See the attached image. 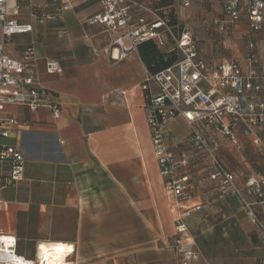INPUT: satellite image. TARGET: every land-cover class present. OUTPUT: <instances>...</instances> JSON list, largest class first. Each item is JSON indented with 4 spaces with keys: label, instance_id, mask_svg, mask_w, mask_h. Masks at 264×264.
Instances as JSON below:
<instances>
[{
    "label": "crops",
    "instance_id": "1",
    "mask_svg": "<svg viewBox=\"0 0 264 264\" xmlns=\"http://www.w3.org/2000/svg\"><path fill=\"white\" fill-rule=\"evenodd\" d=\"M225 1L176 5L177 19L182 26L193 25L196 47L206 62L233 59L244 72L250 63L245 36L250 35L257 49L253 70L264 75V23L260 32L250 34L241 11L235 33L220 36L212 21L223 17ZM8 5L19 8L9 17L31 23L33 29L15 35L5 53L19 59L23 49L33 46L39 84L62 113L55 120L44 107L35 112L19 105L4 108V116L28 124L0 138V147H20L25 155L22 180L0 194V234L15 236L21 257L25 249L36 252L40 243H67L79 264H181L171 246L175 198L165 190L151 151L143 89L149 74L137 51L116 63L104 53L114 35L104 25L87 22L101 11L99 0H69L70 9L59 15L54 0H8ZM44 12L55 19L41 25L38 18ZM131 13L146 16L137 6ZM47 61L59 70L48 73ZM262 90L264 102V86ZM114 92H122L120 100ZM180 127L184 133L179 134ZM261 130L264 140V125ZM237 134L236 145H222L220 161L264 219V152L257 151L252 136ZM187 135L181 118L171 120L164 131L169 146ZM6 173L4 166L0 179ZM189 173L191 203L202 204L187 221L188 236L200 253L191 264L261 263L264 248L239 198L210 182L204 165L192 164Z\"/></svg>",
    "mask_w": 264,
    "mask_h": 264
},
{
    "label": "built area",
    "instance_id": "2",
    "mask_svg": "<svg viewBox=\"0 0 264 264\" xmlns=\"http://www.w3.org/2000/svg\"><path fill=\"white\" fill-rule=\"evenodd\" d=\"M148 0H99L101 11L87 20L88 24L104 25L114 35L112 44L104 53L116 63L136 52L140 42L154 40L159 46L166 42L162 30L169 32L165 22L146 5ZM59 9L56 15L70 9L69 0H54ZM144 3V4H143ZM173 3L189 8L191 0H173ZM137 6L146 15L135 18L131 13ZM15 16L19 8L9 7L8 0H0V138H8L12 128L26 127L13 118L4 116L6 106H23L30 112L48 108L53 119L62 113L60 106L48 91L39 84L36 76V55L32 45L23 49L22 57L14 59L5 53V47L15 35L29 34L32 24L21 23L9 17ZM247 16L248 31L258 33L264 23V0H227L222 7V18L212 21L214 30L221 36H232L240 20V13ZM151 17L148 20L146 17ZM55 19V15L43 13L38 23ZM249 69L244 72L238 61L223 59L212 65L199 54L193 33V25L182 26L180 35L174 39V48L179 54L175 64L156 74H149L143 85L146 91V122L149 128L150 146L158 166L159 176L165 190L175 198L176 215L173 220L174 234L171 246L181 264L197 262L200 253L193 239L188 236L189 218L201 210L202 204H192L193 182L189 169L192 164L204 165L207 179L223 193L236 195L244 208L248 221L256 229L257 237L264 248V219L260 218L239 192L233 175L220 161V149L224 143L236 145L239 132L253 137L257 145V130L264 125V102L259 94L263 91L264 75H256L252 63L255 61L256 46L245 36ZM128 42V44H126ZM117 54L114 55L113 53ZM46 70L52 74L59 70L54 61L46 62ZM264 71V68H263ZM152 83L154 89L149 86ZM120 100L122 92H114ZM181 118L188 128V137L169 146L164 137L170 121ZM25 155L21 148L13 145L0 147V169L7 173L0 179V194L6 186L19 183L23 176ZM2 201L0 200V207ZM8 243L9 252H0V264H9L7 255H17L16 238L11 234H0V246ZM67 244V243H65ZM64 244V245H65ZM66 252L63 264H75L74 247ZM36 247L35 264H40ZM5 249V248H4ZM264 264V260L260 263Z\"/></svg>",
    "mask_w": 264,
    "mask_h": 264
},
{
    "label": "trees",
    "instance_id": "3",
    "mask_svg": "<svg viewBox=\"0 0 264 264\" xmlns=\"http://www.w3.org/2000/svg\"><path fill=\"white\" fill-rule=\"evenodd\" d=\"M146 5L165 22L169 30V32L161 31L166 36L163 46H159L154 40L140 42L136 46L139 58L148 74H156L178 61L179 54L174 48V39L180 35L182 25L177 19L173 0H148Z\"/></svg>",
    "mask_w": 264,
    "mask_h": 264
},
{
    "label": "bare ground",
    "instance_id": "4",
    "mask_svg": "<svg viewBox=\"0 0 264 264\" xmlns=\"http://www.w3.org/2000/svg\"><path fill=\"white\" fill-rule=\"evenodd\" d=\"M39 245L37 257L40 259V264H63L66 252L70 250L67 244L64 245L62 243H40ZM8 246V243L0 246V252H9ZM7 259L9 264H35L33 260L19 255L8 254Z\"/></svg>",
    "mask_w": 264,
    "mask_h": 264
},
{
    "label": "rangeland",
    "instance_id": "5",
    "mask_svg": "<svg viewBox=\"0 0 264 264\" xmlns=\"http://www.w3.org/2000/svg\"><path fill=\"white\" fill-rule=\"evenodd\" d=\"M200 49V47H199ZM139 121H141V118L138 119ZM178 132L179 134L180 133H184V127H180L178 129ZM262 130L260 131V129L257 130V134H258V137H259V141L256 145V148H257V151L258 152H264V140L262 138L263 134H262ZM255 146V145H254ZM228 150L226 152L230 153V150L229 149H232V148H227ZM19 253V252H17ZM24 258H27V259H30V260H33L35 261L36 260V255H35V250L34 251H31V250H28V249H25V252L23 254ZM78 259L74 258V261L76 262L75 264H79V260L77 262ZM112 263V260L110 261H107L106 264H111ZM95 264H101V263H95Z\"/></svg>",
    "mask_w": 264,
    "mask_h": 264
}]
</instances>
